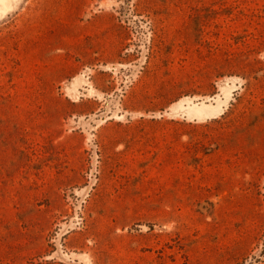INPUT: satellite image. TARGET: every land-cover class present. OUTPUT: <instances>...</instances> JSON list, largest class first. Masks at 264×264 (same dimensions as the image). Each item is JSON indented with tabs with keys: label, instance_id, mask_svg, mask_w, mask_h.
I'll return each mask as SVG.
<instances>
[{
	"label": "rangeland",
	"instance_id": "rangeland-1",
	"mask_svg": "<svg viewBox=\"0 0 264 264\" xmlns=\"http://www.w3.org/2000/svg\"><path fill=\"white\" fill-rule=\"evenodd\" d=\"M0 264H264V0H0Z\"/></svg>",
	"mask_w": 264,
	"mask_h": 264
}]
</instances>
